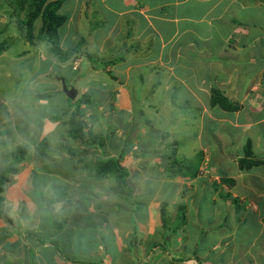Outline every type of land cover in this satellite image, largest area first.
<instances>
[{
	"label": "rangeland",
	"instance_id": "1",
	"mask_svg": "<svg viewBox=\"0 0 264 264\" xmlns=\"http://www.w3.org/2000/svg\"><path fill=\"white\" fill-rule=\"evenodd\" d=\"M105 1L109 0H65L60 9V14L67 18L59 30L61 47L80 50L78 45L82 41L83 48L69 62L61 63L50 53V44L37 38L41 20L34 25L35 37L29 43L19 29V21L25 18V13L18 10L13 16V7L0 0V172L10 167L16 169L6 173L7 182L4 191L0 192V264L24 263L29 247L31 257L28 254L27 258L31 262L26 264L40 263L36 260L35 250L45 255H53L55 250L62 252L60 257H54L57 263L61 260L63 264L67 261L103 264L102 259L93 260L89 256L97 249L113 252L114 256L116 249L121 251L119 256L123 257L116 264H155L153 261L158 255L148 260L150 255L145 258V254H152L154 245L160 243H166L162 248H170L175 255L180 252L182 257L180 261L165 257L159 264H184V261H192L189 264H207V261L213 264H264L261 214L248 208V204L253 206L249 201L239 200L231 207L224 204L217 218L212 201L213 196L219 201L220 193H226L222 200L227 203L226 190L230 188H224L219 173L223 166L213 167L216 160L219 163L221 150H225L226 155L238 153L237 148L240 155L245 152L246 141L241 137L242 133L238 134L232 125L224 124L230 134L224 137L218 134L224 135L222 126L204 112L212 92L210 100L195 98L181 84L174 89L166 88L169 82L166 78L163 80L162 75L158 78L154 70L143 81L144 74L134 72L133 75L127 66L125 69L108 66L107 61H118V55H113L116 52L109 48L105 55L99 53L98 42L109 35L115 21L104 8V5L108 6ZM262 9L264 11V7L259 8ZM115 35L113 33L107 43ZM121 38L123 35L119 32L115 37L118 44L123 43ZM89 54L93 56L92 60ZM120 55L128 59L126 55ZM263 62L257 61L252 66L253 71L261 69ZM62 79L69 89L78 90L72 105L85 94L92 95L90 102L81 108V118L86 132L89 130L93 134V145L89 143L90 139L86 142L74 140L66 133L69 129L66 121L75 106L69 107ZM157 81L163 85L154 87ZM136 90L142 91L140 97L136 96ZM149 102L155 107L146 110ZM110 104H115L116 110H111ZM141 109L145 110L144 114ZM57 115L60 119L53 120ZM42 117H47L43 130L40 128ZM259 127L264 134V124ZM252 132L255 134L256 131ZM158 138L161 145L162 142L167 145L166 148L178 141V154L170 152L171 149H167L168 155L159 150L156 152ZM182 141H186V145ZM232 142L239 145L233 146ZM256 144L254 142V149L260 155L264 152V139L259 146ZM20 146H27L29 154L22 162H16L13 155ZM203 148L210 149L207 158L199 152ZM40 149L46 157L39 160L35 155ZM120 151H126L121 166L129 170L128 174L115 171L102 179L96 177V172L101 171L99 160L117 158ZM143 151L154 155L142 160ZM172 160L174 164L177 161V165L171 167ZM229 160L234 162L236 159L229 155ZM182 166L185 168L182 172L191 176H181ZM230 167V171L239 174L237 166ZM213 182L218 183L219 191L214 190L217 193L208 188ZM256 186L264 190L263 181ZM68 200L73 203L71 208L65 205ZM231 210L235 214L233 219L229 217ZM153 213L157 214L154 220L151 218ZM198 223L202 224L201 229ZM76 227L82 233L86 229L88 236L72 248L67 235ZM45 229L49 230L53 242L63 241L62 245L55 243L60 250L37 247L28 236L30 232L41 236L40 241L45 245L48 242L42 236ZM10 238L15 240L12 243L17 252L11 247ZM46 249L51 253L43 251ZM9 253H14L16 258H5ZM51 257H46L48 264H54V259L49 261Z\"/></svg>",
	"mask_w": 264,
	"mask_h": 264
},
{
	"label": "crops",
	"instance_id": "2",
	"mask_svg": "<svg viewBox=\"0 0 264 264\" xmlns=\"http://www.w3.org/2000/svg\"><path fill=\"white\" fill-rule=\"evenodd\" d=\"M262 1L264 2V0L105 1L104 4L108 6L104 5V8L111 13V18L115 21L111 24L112 27H109V35L106 36L105 39L102 37V40H99V49L101 50H99V53H101L100 55H105L106 49L109 48L112 52H116L112 54L116 55V57L118 55V61L112 60L111 64L109 63L108 66L117 67L118 69L119 67L125 69L127 66V68L133 72V75H135L134 72L144 74L142 78L143 81H146V75L148 73H153L152 70H154L158 78L162 75L163 80L166 78V81L169 82L166 84V88L174 89L175 86H180L179 84H181L183 87L187 88L195 98L205 97L210 100L209 97L211 96L212 90H220L232 103L240 104L241 109L236 112H230L223 110L221 107L212 108L210 101L208 108H206L204 112H208L211 115L210 117L218 121L222 126L224 135L222 132L218 133L221 137L230 134V132H228V127L225 128L224 124L232 125L238 134L242 133L241 137L245 138L246 143L243 150L246 144L251 142L254 155L258 159L264 160V152L259 155L254 149V142L259 146L258 144L264 139L263 131H261L259 127L264 124V78L262 77L264 76V62L261 69L253 71L252 67L257 64V61L259 63L264 60V53H262L264 52V11L263 9L259 10L260 7H264ZM119 32L123 35V38H121L123 41L122 44H118L115 39ZM113 33H116L115 37L110 40V43H107ZM117 50H121L122 52L119 53ZM120 54L126 55L128 59L121 57L122 55ZM110 61L111 60L107 62ZM247 78L248 81L246 82ZM208 79L209 85L206 86V81ZM171 84H173L172 87H170ZM211 84L215 85L211 86ZM162 85V82L157 81L154 83V87H160ZM152 91L154 92V90ZM135 92L137 93L136 96L140 97L142 91L136 90ZM132 93L133 91L131 90V94ZM110 105L111 110H116L115 104ZM150 105L151 103L149 107L147 106L146 110L155 107V105ZM140 112H145V110L141 109ZM252 130L256 131L255 134ZM236 138L239 139L238 135ZM255 138L256 140H254ZM237 139L233 141H237ZM220 142H223V140ZM186 143V141H182L183 145H186ZM144 144L146 143L142 145ZM231 144L233 146L239 145V143L236 142H232ZM166 146L167 145L163 142L161 145V140L158 138L155 151L157 152L159 150L167 155L169 151H175L176 154H178V141H175L172 147L169 146L166 148ZM224 146L226 147L228 144ZM144 149L145 148H143V150ZM167 149L171 150L168 151ZM193 149L197 150L196 148ZM146 150L147 148L144 151ZM144 151L141 153L142 160L149 159L154 155V153L150 154ZM237 151L238 153L232 152V154L226 155V151L221 150L219 163H217V160L216 163H214L215 166L213 168H215L216 165L221 166L222 164L223 168L219 170L221 173L220 175L223 174V176L235 179L234 186L231 187L230 190H226L227 203L224 202L225 200H222L225 199L226 193L218 196V199H220L219 201L215 196L212 197L215 208L214 211L217 210L216 216L218 218V212L223 208L224 204L231 207L232 204L237 203L239 200L241 202L247 200L253 205L251 206L248 204V208H253V211L258 215L259 213L261 214L259 215V222L260 225L263 226L264 201L261 202V200H264V190L256 186V184L262 181L264 182V163L250 170H240L238 161L242 158L244 153L242 151V155H240L239 148H237ZM124 152L126 155V151ZM199 152H201L205 158L211 153L209 148L200 149ZM229 155H232L236 160L234 162L233 160L230 161ZM215 159H217V157H215ZM136 160L139 159L136 158ZM231 165L238 167L239 174L237 171H230V169H232L230 167ZM127 171L129 170L127 169ZM145 177L147 178L148 175H145ZM223 186L224 188L227 187L225 185ZM208 188H213V185ZM204 190L206 191L205 187ZM218 191L219 187L217 189V192ZM159 207L160 205H158V209ZM197 207L199 208V205H197ZM224 211L226 213L229 212L227 209ZM197 213L200 214V209L197 210ZM160 215L159 213V216ZM229 215L230 219L235 218V214L232 213V210ZM151 216L152 220L157 218L156 213H153ZM221 216L222 214L220 217ZM198 225V228L201 229L200 225L202 226V224L198 223ZM160 226L162 227L161 222ZM84 230L85 232L82 233L79 231V228L76 227L69 231L70 234L67 235V240L72 244V248H74L77 242L84 240L88 236L86 229ZM152 235H154V233H152ZM262 236L263 234L261 237ZM10 239L12 240L11 247L16 251L15 243H12L15 240L12 238ZM55 242L62 245L63 241ZM177 242H180V238H178ZM48 244L49 243L44 246H48V250H52V248L49 247L50 244ZM35 245L37 244L35 243ZM37 247H40L39 244ZM17 248L18 251H20L21 247L18 246ZM29 249L32 251L30 247ZM48 250L46 249L43 251L49 252ZM14 253L5 254L7 255L5 258L12 257ZM115 253L117 254L116 256H114L115 254L113 252H104L102 249H97L90 252L89 256L93 257V260L102 259L103 264L106 263L105 260L109 261L110 264H116V262L121 261L123 256H119L122 252H118L117 249ZM178 253V255L172 254V251L166 253L160 247H155L154 245L153 253L145 254V258L150 255L148 260H151L152 256L157 254L158 257L154 258L153 262L159 264L166 259L165 257H171L172 260L182 257V254L180 252ZM28 254L30 255L29 251H26L24 255L25 262L21 264L31 262V259L27 258ZM45 254L41 251L39 253V250H35V257L36 260L40 261L39 264H48L46 257L49 256H52L49 261L54 259V262L52 261L54 264H63L61 260L57 263L55 261L56 258H54L55 256L60 257V253L54 251L51 253L53 255ZM1 257L0 254V259ZM65 257H67V255ZM13 258H16V256H13ZM189 262L192 261H184L183 263L189 264ZM66 264L91 263L67 261ZM207 264L213 263L207 261Z\"/></svg>",
	"mask_w": 264,
	"mask_h": 264
},
{
	"label": "trees",
	"instance_id": "3",
	"mask_svg": "<svg viewBox=\"0 0 264 264\" xmlns=\"http://www.w3.org/2000/svg\"><path fill=\"white\" fill-rule=\"evenodd\" d=\"M6 3L11 5L13 7V16H16V13L18 10L20 12L25 13V18L23 20L19 21V29L25 33V37L29 43L33 42V39L35 37L34 32V25L38 20H41V29L40 33L38 34L37 38L40 41L47 42L50 44V53L61 63L69 62L70 58L74 55H76L80 50H82V41L80 42V50H78L76 47L72 49H67L64 50L61 47L60 44V35H59V30L60 28L66 23L67 18L60 14V9L62 8L65 0H5ZM90 59H93V56L89 54ZM112 61L107 62L106 64L109 65L111 64ZM62 83H64V80L62 79ZM72 88V87H71ZM92 95L90 94H85V96L81 97L78 102L75 105H72L71 99H69L67 96V102L69 104V107L75 106L74 112L71 114L70 118L68 121H66L67 125L69 126V129L67 130V135H69L71 138L74 140L78 139L80 141L84 140L85 142L88 141L90 144H94L93 142V134L92 132H89V130L86 132V126L83 123L82 120V110L81 108L84 107L85 104L89 103L91 100ZM69 100V101H68ZM211 107H221L223 110L230 111V112H236L241 109V105L238 103H232L227 97L221 93L220 90L214 89L212 90V97H211ZM144 114V112H141ZM60 115L54 116L52 119L53 120H59ZM47 117H42L40 118V128L43 130L45 121ZM44 144H46V140H44ZM2 146V143L0 142V147ZM43 146V145H42ZM41 146V147H42ZM44 147V146H43ZM43 150V148H42ZM42 150H38V153H36V158L37 159H43L45 158L46 154L42 152ZM244 155L242 156L241 159H239V169L240 170H250L253 167L259 166L264 163L263 159H258L253 151H252V144L251 142H248L245 149H244ZM124 152L120 151L118 152L117 158L116 157H108V158H102L98 162V168L100 166L101 171L99 170L96 172V177L98 176L99 179H102L107 173H114L115 171H122L121 174L127 173V169L121 166V160L124 158ZM29 154V148L27 146H20L18 148V151L14 153L13 158L16 162H22L25 159V156ZM174 160H172L171 167L174 165H177V161H175V164L173 163ZM178 167V166H177ZM183 167V166H182ZM185 168H180V174L182 171H184ZM174 170V169H173ZM16 169L14 167H10L6 169L4 172H0V192L4 191V185L7 182L6 178V173H12L15 172ZM124 172V173H123ZM220 173V172H219ZM128 174V173H127ZM196 173H193V176H195ZM181 176H191L188 175L185 172H182ZM192 176V177H193ZM222 177V182L225 186L228 188H231L235 184V179L230 178L228 176H223ZM213 189L217 191L218 189V183L213 182ZM220 195H224L223 193ZM62 199V197H61ZM73 203L70 202V200L66 201L65 205L66 207H71ZM79 209H82V207H78ZM164 224V227L167 228ZM49 230L45 229L44 233L42 236L45 237V239L48 240L49 247L52 248V250L59 249L58 246L55 244L57 242H53L51 237L48 235ZM167 233L165 234L164 238L166 237ZM30 239L34 241V244L36 243L37 245L39 244L40 247H44V242H41L40 238L41 236H36L34 235L33 232H30L28 234ZM171 238H168V241H170ZM42 246H41V245ZM163 244H155V247H160L162 250H164L166 253H170L172 250L170 248H162ZM60 250V249H59ZM31 250H29L30 253ZM56 251V250H55ZM61 252V251H60ZM62 254V252H61ZM181 258L178 259L180 261Z\"/></svg>",
	"mask_w": 264,
	"mask_h": 264
},
{
	"label": "water",
	"instance_id": "4",
	"mask_svg": "<svg viewBox=\"0 0 264 264\" xmlns=\"http://www.w3.org/2000/svg\"><path fill=\"white\" fill-rule=\"evenodd\" d=\"M63 84H64V92H65L66 96L69 99L73 100L78 95V90L76 88H74V87H72V88L69 89L66 86L65 83H63Z\"/></svg>",
	"mask_w": 264,
	"mask_h": 264
}]
</instances>
